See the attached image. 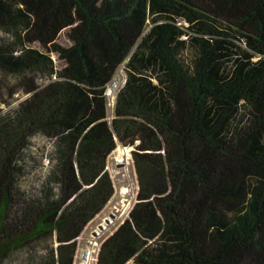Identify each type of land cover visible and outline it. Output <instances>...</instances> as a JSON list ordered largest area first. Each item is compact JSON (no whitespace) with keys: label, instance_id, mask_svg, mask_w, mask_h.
I'll return each instance as SVG.
<instances>
[{"label":"trees","instance_id":"trees-1","mask_svg":"<svg viewBox=\"0 0 264 264\" xmlns=\"http://www.w3.org/2000/svg\"><path fill=\"white\" fill-rule=\"evenodd\" d=\"M116 144L96 264H264V0H0V264H72Z\"/></svg>","mask_w":264,"mask_h":264},{"label":"built area","instance_id":"built-area-1","mask_svg":"<svg viewBox=\"0 0 264 264\" xmlns=\"http://www.w3.org/2000/svg\"><path fill=\"white\" fill-rule=\"evenodd\" d=\"M114 84L115 86L113 87L108 88L106 86L105 88V97L106 99L107 97L111 98V104L113 101L112 96H115L113 89L116 87V82ZM120 148V156L119 158L114 157V164L127 168L129 162L131 163L130 152L126 151V154H122V149L125 147L122 146ZM131 168L134 177L132 179L126 177L118 189L112 191V195L106 204L95 217L88 221L79 237H76V248L75 252H73L72 264H96L97 254L99 253L102 241L110 236L117 225L127 217L130 207L135 202V192L137 191L132 163ZM105 169L108 171L110 179H112L113 170L109 169L106 165Z\"/></svg>","mask_w":264,"mask_h":264},{"label":"rangeland","instance_id":"rangeland-1","mask_svg":"<svg viewBox=\"0 0 264 264\" xmlns=\"http://www.w3.org/2000/svg\"><path fill=\"white\" fill-rule=\"evenodd\" d=\"M58 39L61 41V42H66V38L64 37V35L62 34V33H60L59 34V36H58ZM53 58H54V56H52ZM57 60H55L54 61V63L55 64H57ZM124 72H123V69H122V65L120 64L119 66H118V68L116 69V71H115V73L113 74V77H112V80H110V82L111 81H114V82H116V87H115V89H113V92L116 94V92H117V90H118V88L120 87V85L122 84V80L124 79ZM112 84V85H111ZM111 86L110 87H113V86H115L114 85V83L113 82H111ZM107 87L108 88H110L109 87V83H108V85H107ZM2 91H3V93L4 92H6V90L5 89H3L2 88ZM114 94V95H115ZM22 96H24V95H21L20 93H19V91L18 92H15V93H13L12 95H11V97H9V98H7L6 97V99L7 100H9V102L11 103L10 105H13V104H15L16 102H17V100L19 101L20 99H21V97ZM113 98H114V96H112ZM112 98V99H113ZM106 103H107V111H106V114H107V118L109 119L110 118V116H111V111H112V106H113V101H112V104H111V98H109V97H107V99H106ZM5 108H7V106L6 107H4L3 109H5ZM34 141H37V139L36 140H34ZM38 142L40 143L41 142V140H38ZM123 145H119V144H116V146H115V148H114V150L113 151H111L109 154H108V157H107V159H106V161H105V165L109 168V169H111V170H113L112 171V179H111V182H112V185H113V190L115 189H118V187H119V185L126 179V177L127 178H130V179H132L134 176V174H133V171H132V168H131V163L129 162V165L127 166V168L126 167H124V166H122V165H116V164H114V161H113V159H114V157H118L119 158V156H120V153H121V148L120 147H122ZM123 147H126V148H124V149H126V151L129 153L130 152V147H128V146H123ZM120 150V151H119ZM127 169V170H126ZM114 178V179H113ZM112 190V191H113Z\"/></svg>","mask_w":264,"mask_h":264},{"label":"bare ground","instance_id":"bare-ground-1","mask_svg":"<svg viewBox=\"0 0 264 264\" xmlns=\"http://www.w3.org/2000/svg\"><path fill=\"white\" fill-rule=\"evenodd\" d=\"M111 82L114 83V81H111ZM110 84H111V83H110ZM110 84H109V87L112 85V84H111V85H110ZM114 85H115V84H114ZM125 148H126V147H125ZM122 150H123L122 154H126V149L123 148ZM124 150H125V153H124ZM119 151H120V150H119Z\"/></svg>","mask_w":264,"mask_h":264}]
</instances>
